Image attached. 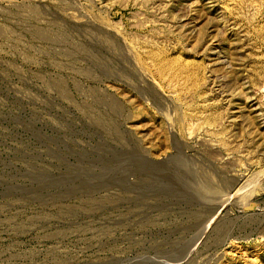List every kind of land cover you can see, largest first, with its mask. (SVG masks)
<instances>
[{
  "label": "rangeland",
  "instance_id": "374dc122",
  "mask_svg": "<svg viewBox=\"0 0 264 264\" xmlns=\"http://www.w3.org/2000/svg\"><path fill=\"white\" fill-rule=\"evenodd\" d=\"M0 264H264V0H0Z\"/></svg>",
  "mask_w": 264,
  "mask_h": 264
},
{
  "label": "bare ground",
  "instance_id": "6f19581e",
  "mask_svg": "<svg viewBox=\"0 0 264 264\" xmlns=\"http://www.w3.org/2000/svg\"><path fill=\"white\" fill-rule=\"evenodd\" d=\"M42 38H43V37H42ZM255 206H256V205L254 204L252 207L256 208ZM255 210H256V209H255Z\"/></svg>",
  "mask_w": 264,
  "mask_h": 264
},
{
  "label": "water",
  "instance_id": "95a60500",
  "mask_svg": "<svg viewBox=\"0 0 264 264\" xmlns=\"http://www.w3.org/2000/svg\"><path fill=\"white\" fill-rule=\"evenodd\" d=\"M250 208H251V207H250ZM250 208H249V209H250ZM246 209H248V208H246Z\"/></svg>",
  "mask_w": 264,
  "mask_h": 264
}]
</instances>
